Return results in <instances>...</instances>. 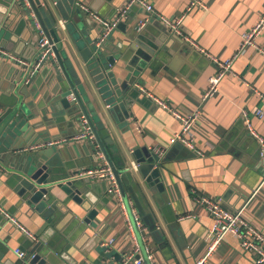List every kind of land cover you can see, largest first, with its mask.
Segmentation results:
<instances>
[{
	"label": "crops",
	"instance_id": "1",
	"mask_svg": "<svg viewBox=\"0 0 264 264\" xmlns=\"http://www.w3.org/2000/svg\"><path fill=\"white\" fill-rule=\"evenodd\" d=\"M55 1L58 4L55 5L54 0H40L41 6L50 9L44 16L46 20H52V16L58 24L59 20H64V7L63 4L59 6L60 0ZM144 1L150 3L160 15L171 19L182 17L179 24L181 33L171 32L155 14L133 3L109 34V42L112 47L121 44V49L126 50L141 35L143 46L137 44L135 52H146L145 46L153 47L156 40H160L154 49L155 53L150 54L139 73L134 76L131 74V85L140 84L153 95L168 99L170 105L180 113L198 109L199 116L192 126L197 151L178 141L193 155L186 159L171 157L162 164V178L170 200L169 209L165 205L159 206L152 195L146 194L143 208L132 205V211L143 225L142 240L151 264H197L208 250L213 220L195 200V194L219 199L230 210L242 209L249 224L264 234V56L252 47L247 48L233 60L231 72L221 79L218 91L202 99L209 77L217 71L216 64L207 53L219 59L229 58L237 50L241 34L262 16L264 0H199L200 4L191 6L190 0ZM126 2L82 0L83 11L91 18V33L100 36L102 31L100 21L92 14L110 19ZM25 5L28 7L26 0ZM145 19L139 29L140 22ZM34 32L32 30V34ZM186 38L195 42L197 47ZM256 41L264 48V29ZM0 48L21 58L2 44ZM75 51L78 64L85 69L84 62ZM133 56L131 49L125 58H117L111 67L122 86L126 85L123 78L130 74L132 68L136 69V64L131 63ZM4 80L0 71V101H7L11 96L4 90L8 84L2 85ZM90 83L94 88V82L90 80ZM52 84L50 82L47 85L51 88ZM38 97L39 94L36 99ZM143 97L146 96L140 91L131 96L130 116L121 123L120 128L114 124L110 131L114 147L120 155H127L124 160L129 163H132V159L128 152L136 147L147 146L151 151L152 146L162 145L166 154L178 144H171L169 138L179 130V119L150 98L146 97V100ZM138 98L141 100L137 101ZM4 110V105H0V111ZM256 110H261L262 116H257ZM244 111L252 128L263 138L262 145L249 132ZM51 129L57 133L50 134V139L68 137L82 130L76 126L64 135H56L59 131L55 124L50 126ZM36 142L45 141L37 139ZM84 142L86 140L61 144L68 147L65 157L71 161L69 163L81 164L79 168L76 167L80 169L105 162V159L97 157L90 162L82 150ZM178 149L188 154L184 148ZM9 176V171L0 167V205L35 233L44 219L29 206L20 203ZM94 181L98 184L107 182L105 190L99 189V204L96 205V202L90 207L98 211L92 220L96 227L78 221L73 223L70 219L75 218V213H71L72 217L68 219H65V214L56 219L60 229L54 232L50 240L58 254L63 253L61 264H123V257L134 249V240L117 196L107 190L110 181ZM75 209L74 212L81 217L87 213L79 207ZM149 214L150 224L144 220ZM0 223V254L3 258L18 262L20 259L14 253L15 248L22 249L28 256L35 241L30 240L1 213ZM151 224L153 229H150ZM88 232H97L100 242L111 240L110 245L102 251L95 247L86 248ZM126 264L135 262L131 259ZM203 264L259 263L241 248L237 238L227 234Z\"/></svg>",
	"mask_w": 264,
	"mask_h": 264
},
{
	"label": "water",
	"instance_id": "2",
	"mask_svg": "<svg viewBox=\"0 0 264 264\" xmlns=\"http://www.w3.org/2000/svg\"><path fill=\"white\" fill-rule=\"evenodd\" d=\"M26 1L28 7L25 0H0V44L22 58L20 61L0 55V71L6 79L2 85L8 83L4 90L11 95L7 101H0V105L5 107L0 112V167L9 171L20 203L39 213L44 222L33 232L36 240L25 259L13 262L0 254V264H61L63 253L58 254L50 240L60 229L56 224L57 217L65 214V219H68L72 217L71 213H75V218L70 221L96 227L92 220L98 211L90 207L97 202L100 187L106 189L107 182L98 184L89 176L77 175L81 164L69 163L71 161L65 157L68 147L53 145L27 151L23 149L25 145L35 144L37 139L49 140L50 134L57 133L55 129L50 130L52 124L59 131L56 135H64L70 128H82V119H85L94 141L82 143L84 155L91 162L96 157L101 158V152L131 220L132 205L143 208L146 194L152 195L159 206L170 208L162 164L171 157L186 159L193 154L179 142L163 156L150 151L147 146H140L128 152L136 164L134 168L124 160L127 155H120L114 147L110 135L114 124L120 128L130 116L131 96L139 92L136 86L131 85V74L139 73L150 54L155 53L160 40H156L153 47L145 46L146 52H135L137 44L143 46L142 37L138 35L126 52L121 49V44L112 47L109 35L100 39L97 33H91V18L83 11L82 0H60L59 6L63 4L64 7V27L57 24L52 16V20H46L44 16L50 9L41 6L40 0ZM32 30H35L33 34ZM40 35L47 40L42 47L37 45ZM131 49L134 54L131 63L136 64V69L132 68L130 74L123 78L126 85L122 86L111 67L117 58H125ZM75 50L85 69L78 64ZM43 51L47 54L35 66ZM89 78L94 82V88ZM50 82L53 83L51 88L47 85ZM180 147L188 154L180 151ZM77 207L86 211V215L76 214ZM150 217V214L144 217L148 224ZM153 228L151 224L150 229ZM135 232L141 250L136 258L142 256V264H151L141 235L138 230ZM87 241L86 248L106 249L100 246L97 232H88Z\"/></svg>",
	"mask_w": 264,
	"mask_h": 264
},
{
	"label": "built area",
	"instance_id": "3",
	"mask_svg": "<svg viewBox=\"0 0 264 264\" xmlns=\"http://www.w3.org/2000/svg\"><path fill=\"white\" fill-rule=\"evenodd\" d=\"M26 3L28 4L27 1ZM133 3H138L144 6L145 9L150 13L155 14L158 17V19L169 28L171 32L181 33L179 29V24L181 22L182 17L171 19L158 14L154 10L153 6L144 0H127L126 4L122 8H119L115 13V15L110 19L102 18L97 14H92L93 17L98 19L102 25V31L99 36L100 39H104L105 37H107L116 28L118 22L126 12L127 8H129V6L132 5ZM189 3L191 6V5L200 4L201 2L199 0H190ZM146 20L147 19L140 22L139 29L143 26V23ZM58 24L64 27V20H59ZM263 29H264V12L256 23H254L252 26H250V28H248L246 31H244L241 34L239 46L237 50L229 58L219 59L207 53L210 59L216 64L217 71L209 77L208 86L202 94L203 100L213 96L218 91L219 83L221 79L224 77V75L227 72H231L233 60L237 56L242 54L247 48L252 47L264 56V48L258 45L256 41L258 35ZM186 39L193 46L197 47L196 43L193 42L191 39L189 38ZM45 44H47V40L45 36L40 35L39 39L37 40V45L39 47H42ZM200 50L205 52V50L202 48H200ZM0 54L5 55L12 59L18 58L1 48H0ZM46 54L47 51H43L41 53V56L35 66H37V64ZM18 59L22 61L20 58ZM135 86L142 94L150 98L155 104L167 110L177 119H179L180 128L178 131H176L173 134L172 137L169 138V142L173 144L179 141L185 144L188 148L197 151L194 142V137L192 135V126L199 116V110L193 109L187 113H180L170 105L168 99L159 98L158 96L153 95L151 92L146 90L140 84L136 83ZM243 114L246 117V122L249 132L251 133L252 136H254L257 139L259 145H262L263 138L252 128L246 116L245 111L243 112ZM256 114L257 116H262L263 112L261 110H256ZM82 121H83L82 130L76 134L70 135L68 137H61L58 139H49L45 142H40L29 146H25L23 149L28 151L32 149L49 147L53 145H61L64 142H73L80 140H88L93 142L94 135L90 127L88 126L85 119H82ZM151 151L159 156H162L165 152V148L162 145H154L152 146ZM99 155L101 158L104 159L101 152H99ZM131 165L134 168H136V164L133 161ZM77 175L89 176L94 180L110 181V186H108L107 190L109 192L114 193L117 196L120 207L126 217L129 233L134 240V249L128 255H125L123 257V264H126L131 259L134 260L135 264H142L143 263L142 257L140 256L139 258H136V255L140 254V246L135 231L138 230L142 238L141 230L143 225L141 223L140 218L137 215H135L134 211H132L133 220H131L124 205L123 199L121 197L118 185L106 161L98 166L80 168ZM194 198L195 200H197L198 203H200L205 208V210L212 217L213 220L210 230V243L208 246V250L206 252V255L197 261V264H203L205 259L214 252L216 246L227 234H231L235 238H237L241 248L245 252L249 253L254 258L255 262L259 264L264 263V234L258 228L249 224V222L244 218V212L242 209L230 210L229 208L225 207L219 199L212 198L206 194H195ZM0 213L8 221L12 222L18 229H20L23 232V234H25L30 240L33 241L36 240V236L34 235V233L29 229H27L25 226H23L14 216H12V214H10L6 209H4L2 205H0ZM110 242L111 240L109 242H104V243L100 242V246H104L107 249V247L110 245ZM14 253L17 255L19 259L26 258V254L20 248H15ZM148 259L150 260L149 255H148Z\"/></svg>",
	"mask_w": 264,
	"mask_h": 264
}]
</instances>
